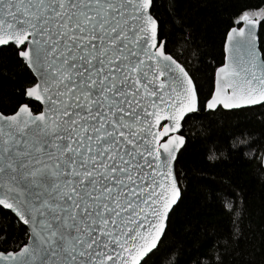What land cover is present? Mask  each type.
Instances as JSON below:
<instances>
[{
  "label": "snow or ice",
  "instance_id": "1",
  "mask_svg": "<svg viewBox=\"0 0 264 264\" xmlns=\"http://www.w3.org/2000/svg\"><path fill=\"white\" fill-rule=\"evenodd\" d=\"M153 7L0 0V45L35 73L25 95L43 105L0 115V208L30 233L18 251H0V264H148L158 250L180 195L176 133L198 89L168 53ZM231 25L209 110L264 102V12L242 10Z\"/></svg>",
  "mask_w": 264,
  "mask_h": 264
},
{
  "label": "trees",
  "instance_id": "2",
  "mask_svg": "<svg viewBox=\"0 0 264 264\" xmlns=\"http://www.w3.org/2000/svg\"><path fill=\"white\" fill-rule=\"evenodd\" d=\"M242 10L264 12V0H154L160 38L193 77L199 108L183 122L186 144L175 163L181 198L148 264H264V104L209 112L205 106L215 69L225 61L226 31ZM259 41L264 58L261 27ZM34 82L15 46L1 47L0 112L13 114L21 104L41 111L25 95ZM26 234L27 227L0 208V251H17Z\"/></svg>",
  "mask_w": 264,
  "mask_h": 264
},
{
  "label": "water",
  "instance_id": "3",
  "mask_svg": "<svg viewBox=\"0 0 264 264\" xmlns=\"http://www.w3.org/2000/svg\"><path fill=\"white\" fill-rule=\"evenodd\" d=\"M259 31H260V26L258 25V26H257V30H256V36H257V40H256V48H257V51H258V53H259V57H260V59L264 60V58H263V54H262V51H261V49H260ZM158 32H159V25H158ZM4 46H8V45H0V48H1V47H4ZM226 55H227V54L225 53V61H224V63L226 62ZM173 58H174V57H173ZM29 69H30V68H29ZM30 70H31V69H30ZM31 71H32V70H31ZM32 73H33V72H32ZM33 75L35 76V78H36V80H37V77H36L35 73H33ZM194 83H195V82H194ZM26 97H27V96H26ZM27 99H30V100L35 101L34 98H29V97H27ZM36 102H38V103L41 105V107H42L41 110H43V105H42L39 101H36ZM262 104H264V102L258 103V104H256V105H246V106H241V107H238V108H232V109H226V110H238V109H244V108H250V107L260 106V105H262ZM27 105H28V104H27ZM28 106H29V105H28ZM219 107H222V106H217V109H218ZM29 108L31 109L30 106H29ZM198 108H199V99H198V106H197V109H196L195 112L198 111ZM222 108H223V107H222ZM31 110H32V109H31ZM213 110H216V109H213ZM213 110H209V109L206 108V111H208V112H209V111H213ZM195 112H193V113H195ZM33 113H34V112H33ZM193 113H188V114H186L185 118H186L187 116L193 114ZM13 114H14V113H13ZM34 114H35V113H34ZM0 115H5V116H7V115H12V114H4V113L0 112ZM184 120H185V119H184ZM184 120H182V122H181V123H182V127H181V129L176 133L177 135H182V128H183V122H184ZM162 123H163V122H162ZM184 138H185V144H186V137L184 136ZM185 144L181 145V147H180L179 149L176 150V156H175V159L172 161L173 175H174V177L176 178V180H177V177H176V172H175V163H176V159H177V157H178V155H179L180 150H181L182 148H184ZM262 166H263V168H264V154H263V157H262ZM177 188L179 189L180 195L177 197L176 203L172 206V209H170V211H169V216H170L171 211H172L173 208L177 205V203L179 202V200H180V198H181V189H180V186H179L178 180H177ZM9 211H10V210H9ZM169 216H168V218H167L166 221H165V230H164V232L161 234V238H160V240L157 242V247H158L160 241L162 240V238H163V236H164V233H165V231H166ZM21 223H22V222H21ZM25 226H26V225H25ZM26 227H27V226H26ZM29 234H30V233H29ZM17 251H18V250H17ZM153 251H154V250H153Z\"/></svg>",
  "mask_w": 264,
  "mask_h": 264
}]
</instances>
